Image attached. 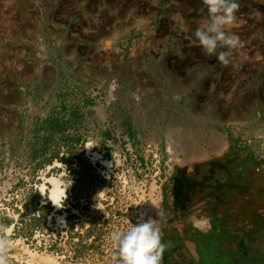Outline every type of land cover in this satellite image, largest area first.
I'll return each mask as SVG.
<instances>
[{
    "label": "rangeland",
    "instance_id": "374dc122",
    "mask_svg": "<svg viewBox=\"0 0 264 264\" xmlns=\"http://www.w3.org/2000/svg\"><path fill=\"white\" fill-rule=\"evenodd\" d=\"M238 4L223 65L204 0H0V264H116L141 217L163 264H264V0Z\"/></svg>",
    "mask_w": 264,
    "mask_h": 264
},
{
    "label": "clouds",
    "instance_id": "9594fccd",
    "mask_svg": "<svg viewBox=\"0 0 264 264\" xmlns=\"http://www.w3.org/2000/svg\"><path fill=\"white\" fill-rule=\"evenodd\" d=\"M210 22L195 31L199 45L206 55H216L223 65L230 62L232 50L239 46V38L226 32L235 20L238 0H204ZM219 48L225 50L217 51ZM110 239L116 246V264H163L167 243L162 240L159 219L141 217L126 231H113Z\"/></svg>",
    "mask_w": 264,
    "mask_h": 264
},
{
    "label": "bare ground",
    "instance_id": "6f19581e",
    "mask_svg": "<svg viewBox=\"0 0 264 264\" xmlns=\"http://www.w3.org/2000/svg\"><path fill=\"white\" fill-rule=\"evenodd\" d=\"M217 132V131H216ZM215 132V133H216ZM216 135V134H215ZM178 138V137H177ZM222 138V136L220 137ZM176 140V139H175ZM181 140V139H180ZM180 140H172L171 143L169 141V143H167L168 145V151L170 153V156L171 157H174L173 159H175V150H174V145L175 144H178L180 142ZM211 141V140H210ZM225 143V142H224ZM222 146V145H221ZM225 146V145H224ZM220 147V146H219ZM206 149V148H205ZM219 149V148H218ZM212 150V149H211ZM225 150V149H224ZM213 151V150H212ZM216 151V150H215ZM221 151V150H220ZM199 152V151H198ZM215 153V152H214ZM220 153V152H219ZM184 154V153H183ZM197 154V153H196ZM202 153L200 152V155ZM95 155H97L95 153ZM205 155V153H204ZM190 157V156H189ZM192 157V156H191ZM193 159V158H192ZM198 159V158H197ZM190 160V159H189ZM104 163L109 166V162L108 161H104ZM250 168V167H249ZM259 168V167H258ZM227 169V168H226ZM188 171H192V173L194 175L198 174V168L196 166H193V167H190L188 168L187 171H183L181 172L179 175H178V178L176 179L175 183L178 185V188H177V192L178 194L180 195V200H181V207L182 208H188V206L190 204H188V201L191 200V198L193 199L195 196H197V192H199V189L198 186L200 185L198 182H195L193 180H186L185 179V174L188 172ZM247 172V171H246ZM250 172V171H249ZM253 172V171H251ZM200 174V173H199ZM244 175V174H243ZM230 177V176H229ZM206 178V177H205ZM204 178V179H205ZM227 178V177H226ZM259 178V177H258ZM199 180V179H198ZM197 180V181H198ZM231 180V178H230ZM49 181L51 182L52 184V189H51V198L54 200V203L57 205V200L62 196V195H65V189H66V184L65 182L61 181L60 179L58 178H50ZM207 181V180H206ZM226 181V180H225ZM237 182V181H236ZM220 184V183H219ZM233 184V183H232ZM247 184V183H246ZM62 185H64V187L62 188ZM218 185V184H217ZM226 185V184H225ZM229 186V185H228ZM227 186V187H228ZM236 186V185H235ZM203 187V186H202ZM201 187V188H202ZM226 187V188H227ZM245 187V186H244ZM259 188V187H258ZM204 189V188H203ZM239 189H242L239 188ZM238 189V190H239ZM207 190V189H206ZM236 191V190H235ZM228 193V192H227ZM260 195V194H259ZM258 197V196H257ZM195 200V199H194ZM226 200V199H225ZM238 200V199H237ZM228 201V200H227ZM235 201V200H234ZM219 202V201H218ZM222 202V201H221ZM232 202V201H231ZM246 202V201H245ZM225 203V202H224ZM259 203V202H258ZM246 204V203H245ZM241 205V204H240ZM239 205V206H240ZM247 205V204H246ZM254 205V204H253ZM177 206V205H176ZM197 206V205H196ZM178 208V207H177ZM220 208V207H219ZM254 208V207H252ZM264 209V208H263ZM187 210V209H185ZM249 212V211H247ZM238 213V211H237ZM226 217V216H225ZM179 219V218H178ZM231 220V219H230ZM242 221V220H241ZM256 221V220H255ZM231 222V221H230ZM248 222V221H247ZM257 223V222H256ZM238 225V224H237ZM242 225V224H241ZM238 228V226H237ZM242 228V227H241ZM260 229V228H259ZM234 230V229H233ZM264 236V235H263ZM177 255V254H176ZM36 263H45V264H56V261L54 259H52L50 256H45V257H41L39 259H36Z\"/></svg>",
    "mask_w": 264,
    "mask_h": 264
}]
</instances>
